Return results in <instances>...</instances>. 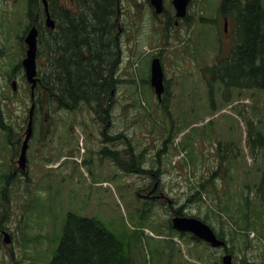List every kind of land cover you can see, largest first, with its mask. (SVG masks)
Listing matches in <instances>:
<instances>
[{
	"label": "rangeland",
	"instance_id": "1",
	"mask_svg": "<svg viewBox=\"0 0 264 264\" xmlns=\"http://www.w3.org/2000/svg\"><path fill=\"white\" fill-rule=\"evenodd\" d=\"M26 2L0 0V264H49L69 212L103 223L127 243L133 264H222L225 252L233 264H264V236L251 230L244 240L237 229L232 236L235 226L210 197L189 199L202 183L224 192V175H213L220 143L234 162L227 193L251 186L262 161L246 141V118L264 130V91L232 88L227 95L215 78L210 93L206 84L237 42L235 19L219 12L221 0H190L182 18L172 0H162L158 12L150 0H119L121 55L102 111L106 125L87 104L39 110L42 99L35 102L20 170L17 152L32 102L21 65L27 44L19 37L30 23ZM156 56L169 91L164 101L150 83ZM147 169L158 171L184 216L206 219L216 234L223 227L227 251L168 226L165 206L142 197Z\"/></svg>",
	"mask_w": 264,
	"mask_h": 264
},
{
	"label": "trees",
	"instance_id": "2",
	"mask_svg": "<svg viewBox=\"0 0 264 264\" xmlns=\"http://www.w3.org/2000/svg\"><path fill=\"white\" fill-rule=\"evenodd\" d=\"M26 1L27 18L38 28L37 56L44 59L37 71L40 83L35 87V102L42 99L47 110H74L87 104L106 125L108 116L102 115V111L115 90L121 55L119 0H66L67 4L48 0L56 23L54 29L42 23L41 1ZM219 12L235 19L237 42L225 60L212 66L215 71L207 80L210 93L215 78H219L227 95L232 88L264 91V0H221ZM30 24L19 35L20 39ZM19 67L20 64L13 69ZM168 93L166 88L163 101ZM252 121L246 118V141L251 154L262 160L255 169L257 177L252 178V185L245 184L234 194L227 193L232 178L229 167L234 162L222 149L226 145L220 143L219 163L213 175H224L221 177L225 181L224 192H220L221 186L208 188L202 183L201 190L189 198L201 201L210 197L221 215L235 226V230L230 228L232 236L239 232L237 229L244 240H250L251 230L264 236V130ZM2 227L0 213V242ZM63 228L61 245L49 264H133L127 243L96 218L69 213ZM226 235L229 234L223 227L217 232L224 240Z\"/></svg>",
	"mask_w": 264,
	"mask_h": 264
},
{
	"label": "water",
	"instance_id": "3",
	"mask_svg": "<svg viewBox=\"0 0 264 264\" xmlns=\"http://www.w3.org/2000/svg\"><path fill=\"white\" fill-rule=\"evenodd\" d=\"M189 0H172L173 6L175 8V13L177 16H185L186 8ZM46 11V24L54 28L55 21L51 18L48 10L47 0H42ZM150 3L155 7L156 11H160L162 8V0H150ZM24 41L27 44L26 55L22 60V65L24 68L26 79L31 83V90H33L37 78V67H36V50H37V28L31 26L30 29L24 36ZM151 85L154 87L156 94L160 97L164 89L163 85V69L159 57H155L151 63V76H150ZM15 81H12V86H14ZM33 95V91L32 94ZM34 105L31 104L29 109V121L26 128V133L21 145L20 154L18 156L17 162L21 169L25 168L26 165V149L27 143L32 133V111ZM173 226L180 231H190L199 239L209 242L212 246L225 245V240L219 238L213 231V229L204 221L194 218L181 215H175L172 218ZM9 234L3 232V241L5 243L9 242ZM223 264H232L231 263V254L225 253L222 256ZM252 264V263H251Z\"/></svg>",
	"mask_w": 264,
	"mask_h": 264
},
{
	"label": "flooded vegetation",
	"instance_id": "4",
	"mask_svg": "<svg viewBox=\"0 0 264 264\" xmlns=\"http://www.w3.org/2000/svg\"><path fill=\"white\" fill-rule=\"evenodd\" d=\"M37 61H38V59H37ZM8 75L11 76V73H9ZM39 83H40V81H39ZM41 94H43V93L41 92ZM40 107L42 109L43 105H40ZM39 113H40V111L37 112V115H39ZM27 121H28V119H27ZM0 126L1 127H5V125L1 124V122H0ZM28 149H29V147H28ZM135 163H136V161L133 158L132 164H135ZM148 171L150 172L149 176H148V181H147L146 184H144L141 187L143 189V191L141 192V193H143L142 197L149 198V199H151L153 201H156L157 205L165 206L164 213L168 214L169 223H170V225H172V217L173 216H175V215H184L183 212H182L183 208L182 207H177L176 208L175 205L172 204V201L169 199L165 188H163V186H162L161 176L158 174V171L157 170H153V169L152 170H148ZM63 231H64V228L62 229L61 235H59V237H58L57 248L61 245L63 234H64ZM185 233H187V232H185ZM223 250L227 251L226 248H223Z\"/></svg>",
	"mask_w": 264,
	"mask_h": 264
}]
</instances>
